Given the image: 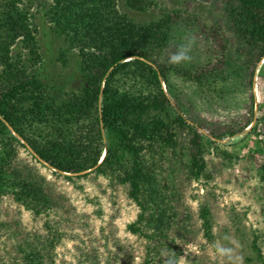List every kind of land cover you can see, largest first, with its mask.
Instances as JSON below:
<instances>
[{
  "label": "trees",
  "instance_id": "16d2710c",
  "mask_svg": "<svg viewBox=\"0 0 264 264\" xmlns=\"http://www.w3.org/2000/svg\"><path fill=\"white\" fill-rule=\"evenodd\" d=\"M46 1L48 23L80 54L84 82L67 92L44 78L31 7L23 0H0V196L11 195L37 217L54 210L43 178L17 165L19 148L55 172L94 173L128 187L139 207L128 230L148 242L144 264H179L182 251L173 237L180 224L178 195L163 175L168 163L181 159L186 134L191 145L184 167L200 181L207 177L208 140L217 144L257 132L254 95L243 121L212 132L201 118L216 102L232 103L254 86L264 61V0H217L221 19L210 27V38L197 44L195 33L207 25L188 6L162 8L156 20L143 24L119 8L120 0ZM125 4L139 14L159 8V0ZM182 52L191 59L172 63ZM61 61L68 63L65 54ZM191 94L204 100L203 111L196 101L185 102ZM199 217L205 238L213 241L209 206L200 208ZM50 236L41 247H22V264H46L45 247L52 250L60 239L55 232ZM252 249L264 264L257 239Z\"/></svg>",
  "mask_w": 264,
  "mask_h": 264
},
{
  "label": "rangeland",
  "instance_id": "374dc122",
  "mask_svg": "<svg viewBox=\"0 0 264 264\" xmlns=\"http://www.w3.org/2000/svg\"><path fill=\"white\" fill-rule=\"evenodd\" d=\"M23 1L31 7L34 16L33 25L44 60L41 67L44 78L67 92L78 91L84 82L79 52L69 50L65 40L48 23L46 0ZM125 3L126 0H120L119 8L143 24L156 20L162 8L190 7L207 25L195 33V44L206 42L210 27L221 19L217 0H159V8L146 14L131 12ZM15 49L17 53L22 51L21 44ZM62 54L68 62L66 65L61 61ZM263 63L257 68L254 86L236 94L232 103L216 102L215 109L203 111L204 100L191 94L185 101H196L203 106L199 108L203 111L202 123L215 132L245 120L254 95L260 125L256 133L251 134L249 130L232 141L213 144L208 140L207 177L200 181L190 178L184 167L191 137L186 134L181 138L179 153L184 160L176 159L179 161L174 166L168 163L163 175L167 182L173 183L178 195L175 207L180 224L173 231V237L182 251L179 264H262L252 243L257 239L264 255V144L258 143L259 138L264 140ZM180 89L190 91L182 85ZM17 165L26 166L43 178V185L54 200V210L50 215L37 217L16 203L11 195L0 196V264H22L21 248L41 247L47 238H52L50 232L60 234V239L52 250L45 247L46 264H144L148 242L128 230V225L140 213L129 197L128 187L94 173L72 176L73 180H69L38 162L25 148H19ZM172 170L174 173L170 174ZM203 205L209 206L213 216V241L205 238L201 228L199 215ZM49 224L52 230L47 228Z\"/></svg>",
  "mask_w": 264,
  "mask_h": 264
},
{
  "label": "clouds",
  "instance_id": "9594fccd",
  "mask_svg": "<svg viewBox=\"0 0 264 264\" xmlns=\"http://www.w3.org/2000/svg\"><path fill=\"white\" fill-rule=\"evenodd\" d=\"M191 57L189 55H187L186 53L182 52L178 55H174L172 58H171V62L172 63H178L182 60H190Z\"/></svg>",
  "mask_w": 264,
  "mask_h": 264
},
{
  "label": "water",
  "instance_id": "95a60500",
  "mask_svg": "<svg viewBox=\"0 0 264 264\" xmlns=\"http://www.w3.org/2000/svg\"><path fill=\"white\" fill-rule=\"evenodd\" d=\"M43 164H45L46 166H48L44 161H42L41 159H39ZM62 174H64V175H66V176H74V175H70V174H65V173H62Z\"/></svg>",
  "mask_w": 264,
  "mask_h": 264
}]
</instances>
